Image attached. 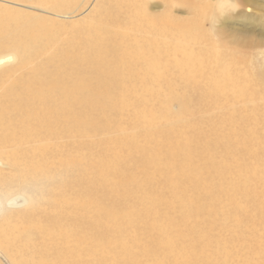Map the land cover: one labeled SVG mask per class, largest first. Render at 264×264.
<instances>
[{
    "label": "bare ground",
    "instance_id": "obj_1",
    "mask_svg": "<svg viewBox=\"0 0 264 264\" xmlns=\"http://www.w3.org/2000/svg\"><path fill=\"white\" fill-rule=\"evenodd\" d=\"M75 1L25 2L72 19ZM110 1L99 2L95 18L73 24L0 9V54L11 52L0 55V163L17 169L38 199L17 219L33 235L3 249L15 264H254L264 242V200L231 178L241 168L235 135L243 122L233 121L230 137L212 129L223 159L210 154L201 164L203 139L179 130L190 112L185 97L169 96L182 106L168 110L175 119L162 128L152 112L130 104L125 35L110 29ZM130 106L137 132L113 137L112 116Z\"/></svg>",
    "mask_w": 264,
    "mask_h": 264
},
{
    "label": "rangeland",
    "instance_id": "obj_2",
    "mask_svg": "<svg viewBox=\"0 0 264 264\" xmlns=\"http://www.w3.org/2000/svg\"><path fill=\"white\" fill-rule=\"evenodd\" d=\"M25 1L0 0V9L73 24L95 18L101 0H76L74 8L78 12L72 19L53 15V12L43 11L42 7ZM115 1L106 6L116 19L110 29L120 38L125 35L123 45H126H122L125 50L121 51L127 56L122 65L126 79L122 75L121 78L126 80V99L130 104L152 112L155 126L162 128L175 119L168 115V110L179 113L182 106L178 100L168 101L169 96L185 97L190 112L181 116L185 126L179 130L185 131L181 133L191 139H203L202 155L196 161L201 164L210 154L217 162L223 159L220 147L212 145L216 138H220L212 134V129L224 136L225 133L233 136L235 126L232 124L239 118L243 123L237 128L239 136L235 137L239 155H242L241 168L234 170L231 178L235 173L234 181L246 184L254 191L255 201L264 200V0H117L121 3L119 6H115ZM8 53L11 52L0 55ZM132 74L134 79L129 78ZM154 92L159 98L152 99ZM130 107L123 115L112 116L113 123H116L111 133L113 137L137 132L129 119L135 108ZM222 121L225 128H221ZM209 145L213 147L211 151ZM194 146L191 144L192 149ZM125 166L130 172L134 171L133 163ZM0 170V179L6 187L0 190V198L33 194L32 187L27 188L19 178L17 169L1 162ZM216 176L214 173L208 175L217 185L223 184ZM163 193L170 195L166 189ZM241 197V194L235 197L239 207L245 203ZM31 209L22 208L0 215V264H15L4 246L10 245L11 241L19 244L33 235V230H26V226L17 220ZM129 232L130 237L134 236L132 230ZM222 238L230 239L231 234H224ZM261 250L254 264H264V242Z\"/></svg>",
    "mask_w": 264,
    "mask_h": 264
},
{
    "label": "clouds",
    "instance_id": "obj_3",
    "mask_svg": "<svg viewBox=\"0 0 264 264\" xmlns=\"http://www.w3.org/2000/svg\"><path fill=\"white\" fill-rule=\"evenodd\" d=\"M37 203L38 199L30 194L16 197L0 198V215H4L8 212L18 209L32 207Z\"/></svg>",
    "mask_w": 264,
    "mask_h": 264
}]
</instances>
